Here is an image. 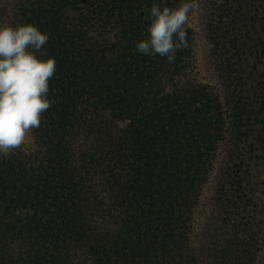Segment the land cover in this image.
I'll list each match as a JSON object with an SVG mask.
<instances>
[{
	"label": "trees",
	"instance_id": "obj_1",
	"mask_svg": "<svg viewBox=\"0 0 264 264\" xmlns=\"http://www.w3.org/2000/svg\"><path fill=\"white\" fill-rule=\"evenodd\" d=\"M181 2L0 0L56 60L0 155V264H264V0H194L173 62L139 53L153 3Z\"/></svg>",
	"mask_w": 264,
	"mask_h": 264
},
{
	"label": "clouds",
	"instance_id": "obj_2",
	"mask_svg": "<svg viewBox=\"0 0 264 264\" xmlns=\"http://www.w3.org/2000/svg\"><path fill=\"white\" fill-rule=\"evenodd\" d=\"M196 7L194 0H182L175 8L153 3L147 38L136 43V50L173 62L176 52L187 47L185 25ZM48 40L46 33L30 23L0 25V155L8 156L19 148L51 107L49 81L56 60L37 55Z\"/></svg>",
	"mask_w": 264,
	"mask_h": 264
},
{
	"label": "rangeland",
	"instance_id": "obj_3",
	"mask_svg": "<svg viewBox=\"0 0 264 264\" xmlns=\"http://www.w3.org/2000/svg\"><path fill=\"white\" fill-rule=\"evenodd\" d=\"M197 70H198V76L199 78L204 82L213 85V76L211 74V69L209 67V64L205 58L204 49L202 45L198 47V56H197ZM211 191V186L208 189L207 195L209 196V193Z\"/></svg>",
	"mask_w": 264,
	"mask_h": 264
}]
</instances>
